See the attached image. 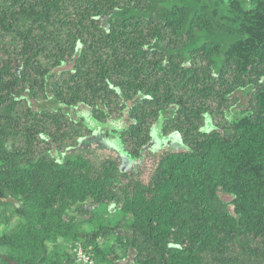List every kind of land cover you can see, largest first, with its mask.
Listing matches in <instances>:
<instances>
[{
    "label": "trees",
    "instance_id": "1",
    "mask_svg": "<svg viewBox=\"0 0 264 264\" xmlns=\"http://www.w3.org/2000/svg\"><path fill=\"white\" fill-rule=\"evenodd\" d=\"M0 211V264H264V0H0Z\"/></svg>",
    "mask_w": 264,
    "mask_h": 264
},
{
    "label": "rangeland",
    "instance_id": "2",
    "mask_svg": "<svg viewBox=\"0 0 264 264\" xmlns=\"http://www.w3.org/2000/svg\"><path fill=\"white\" fill-rule=\"evenodd\" d=\"M71 116L73 117L74 120L78 119V116H76L74 113H72ZM78 129H80V127H78L76 125H71V128H69L70 134H73V131L78 130ZM80 134L85 137L84 141H80L79 143L74 145L72 142L76 140L75 138L73 141L67 140L65 142V145L69 146V147L66 150H72L71 147L74 146L73 152L82 151L85 153L86 156H88L90 158L91 161H95V159H98V160L104 159L108 155H109V157H111V156L112 157H118L119 156L113 150V148H112L113 146H111L108 139L105 138V136L101 132V129H97V130L93 131V134H87V132L82 129L80 131ZM43 149H49V146L45 144ZM150 161H146L145 163H142L139 165L134 164L131 168H134V169H136V171H139L140 177L143 180H146L148 178L149 172L151 170L152 162H150ZM10 213H11V211H7V212H1L0 211V220L7 218L10 215ZM83 219H85V217H83L82 220ZM104 222H107V221L105 220ZM70 253L72 254V251H70Z\"/></svg>",
    "mask_w": 264,
    "mask_h": 264
},
{
    "label": "built area",
    "instance_id": "3",
    "mask_svg": "<svg viewBox=\"0 0 264 264\" xmlns=\"http://www.w3.org/2000/svg\"><path fill=\"white\" fill-rule=\"evenodd\" d=\"M74 264H93L92 259L88 254L85 253L81 246L76 247L72 250Z\"/></svg>",
    "mask_w": 264,
    "mask_h": 264
}]
</instances>
